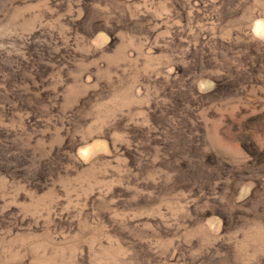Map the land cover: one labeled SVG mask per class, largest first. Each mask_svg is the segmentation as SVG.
Wrapping results in <instances>:
<instances>
[{"label": "rangeland", "instance_id": "374dc122", "mask_svg": "<svg viewBox=\"0 0 264 264\" xmlns=\"http://www.w3.org/2000/svg\"><path fill=\"white\" fill-rule=\"evenodd\" d=\"M0 264H264V0H0Z\"/></svg>", "mask_w": 264, "mask_h": 264}]
</instances>
